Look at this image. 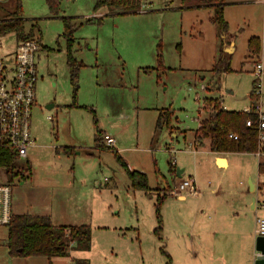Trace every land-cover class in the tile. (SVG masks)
I'll return each instance as SVG.
<instances>
[{"label": "rangeland", "instance_id": "rangeland-1", "mask_svg": "<svg viewBox=\"0 0 264 264\" xmlns=\"http://www.w3.org/2000/svg\"><path fill=\"white\" fill-rule=\"evenodd\" d=\"M20 1L25 32H32L43 47L35 61L34 147L10 170L0 169V183L12 185L14 210L51 212L61 222L89 225L90 249L69 255L88 264H166L163 249L169 252L170 231L154 233L149 204L144 196H132L136 191L113 150L91 149L96 132L100 130L101 144V131L115 136L119 155L145 170L154 186L160 175H167L173 158L179 159L181 149L193 142L206 98L222 97L230 110L249 107L257 76L253 68L262 58L250 57L248 41L255 35L264 42V5L226 0L228 33L236 45L233 70L208 90L202 88L200 69L229 56L224 50L219 56L222 37L209 22V8L192 10L182 0H141L144 12L94 9L97 0H60L53 8L47 0ZM15 5L16 0H0V20ZM98 13L101 18L93 17ZM64 19L71 26L70 44ZM12 35L0 37V44L13 45ZM68 50L77 65L74 79ZM261 83L264 87V74ZM166 109L174 113L170 125L155 133L156 117ZM63 146L78 147L80 153L66 154ZM6 237L7 229L0 228V264L66 262V257L11 256Z\"/></svg>", "mask_w": 264, "mask_h": 264}, {"label": "crops", "instance_id": "crops-1", "mask_svg": "<svg viewBox=\"0 0 264 264\" xmlns=\"http://www.w3.org/2000/svg\"><path fill=\"white\" fill-rule=\"evenodd\" d=\"M187 7L196 11L204 9V7ZM211 15L208 17L210 23H212ZM225 18L230 23L226 14ZM195 26L194 23L193 28ZM214 28L222 37L220 47L223 48H220L219 56L224 50L231 57L236 46L235 43H232L233 38L228 32H221L217 26ZM199 33L201 35L202 30ZM192 36L196 38V36ZM262 43L261 62L264 61L263 39ZM226 57L228 56L224 58ZM256 64L253 72L256 71ZM216 65L217 62H211L208 68L200 69L201 79L207 81L206 84L204 81L202 84L205 89L216 88L222 80L224 73L216 75L212 72ZM212 98L222 99V97ZM222 103L224 106L223 99ZM52 107L53 105L48 106V108ZM224 107L230 110L229 107ZM249 109L250 105L244 111ZM119 116L125 117L122 113ZM173 130H171L172 134ZM101 133L115 137L110 132L101 131ZM173 137L177 138L178 135L173 134ZM114 141L112 148L118 152V150L120 151V148L116 146L118 141L115 138ZM102 144L109 147L103 140ZM33 147L34 145L31 148ZM105 147L96 149L94 145L91 149L101 152L106 149ZM64 148L77 150L76 153H80L78 147L63 146L61 147L62 151ZM168 149L173 151L170 147ZM181 150L183 151H181L179 159L173 158L167 175H160V181L157 180L154 186L150 185L146 175L148 190L133 189L129 182L132 191L144 192V195L132 192V196L134 198L136 196L145 197L144 200L149 204V210L152 212L154 233L161 236L163 232L168 234L170 231L171 233L167 243L169 252L163 249L168 258L166 264H255L259 255V251L256 249L257 220L264 218V173L260 169L261 164L264 163V156H259L252 151L214 152L208 147V141L199 142L196 141V137L193 142L189 143L187 149ZM127 166L131 170L145 173V170L139 169L134 164L128 163ZM189 176L196 178L199 195L174 196L172 192L177 183ZM129 190L128 188V195ZM158 199L161 202L157 210ZM138 208L136 213H138ZM12 211L13 214H28L14 210L13 194ZM34 215L49 217L53 226L87 225L83 222H70L72 224L61 222L57 216L55 219L51 212H38ZM65 218L69 220L67 215ZM161 240L163 241L162 237ZM72 258L74 257L68 256L65 258L66 262H52L51 264H69Z\"/></svg>", "mask_w": 264, "mask_h": 264}, {"label": "trees", "instance_id": "trees-1", "mask_svg": "<svg viewBox=\"0 0 264 264\" xmlns=\"http://www.w3.org/2000/svg\"><path fill=\"white\" fill-rule=\"evenodd\" d=\"M47 0L51 8L56 6V1ZM226 0H182L187 6L196 8L207 7L212 9L210 20L221 32H228L229 23L225 18ZM141 5V0H97L94 9L99 7L106 8H125L134 11ZM129 11V12H131ZM21 1L16 0L15 11L9 17L0 20V36L15 32L18 39L33 38L32 32L26 33L24 20L21 15ZM65 32L69 44L71 43V26L68 20L64 19ZM263 48L260 36H252L248 41V50L252 59H259ZM70 50H68V65L71 68V77L77 75V65L74 64ZM260 62V61H258ZM256 62V63H258ZM231 57L222 58L214 67L212 72L216 75L231 72ZM258 79L252 84L250 92V109L248 111L227 110L224 108L221 98H206L204 106L200 110V126L196 130V141H208V147L214 152H255L259 146L258 114L256 103L258 96ZM170 109L161 111L155 123L154 132L157 133L163 126L170 124L173 116ZM252 120L253 125L247 126V121ZM236 133L239 137L234 140L229 137L230 133ZM95 148L105 147L100 142V130L95 136ZM113 150L116 161L125 171L133 189L148 190L147 176L143 172L131 170L124 159L112 147H105ZM63 152L71 154L73 149L64 148ZM8 170L12 167L10 162L6 165ZM264 173V164L260 166ZM161 200L157 201V210ZM6 247L11 256H43L48 259L52 257H68L70 251H88L91 246L90 227L88 225L53 226L49 217L31 214H13L7 226ZM69 264H88L83 258H72Z\"/></svg>", "mask_w": 264, "mask_h": 264}, {"label": "built area", "instance_id": "built-area-1", "mask_svg": "<svg viewBox=\"0 0 264 264\" xmlns=\"http://www.w3.org/2000/svg\"><path fill=\"white\" fill-rule=\"evenodd\" d=\"M256 1L264 5V0ZM143 6L141 3L135 12H144ZM94 16L98 17L99 13ZM10 33L7 34L13 33L14 44L11 45L8 42L0 44V169L7 170L6 165L9 162L13 166L16 161L25 159L29 149L34 145L30 132L31 110L36 103L35 86L38 81L36 54L41 49L38 38L18 39L15 32ZM7 34L0 37L9 36ZM256 73L258 101L255 108L259 118L257 122L259 146L255 153L264 156V87L261 83L264 62L260 61L256 64ZM202 88L205 86L203 85ZM253 124L252 120L247 121V126L251 127ZM229 137L234 140L239 139L233 132L229 134ZM102 140L109 147H112L115 142L114 138L108 134L103 135ZM172 194L174 196L199 195L196 178L189 176L181 179ZM12 217V185L10 182H1L0 228H7ZM256 234L264 237V218H258Z\"/></svg>", "mask_w": 264, "mask_h": 264}, {"label": "water", "instance_id": "water-1", "mask_svg": "<svg viewBox=\"0 0 264 264\" xmlns=\"http://www.w3.org/2000/svg\"><path fill=\"white\" fill-rule=\"evenodd\" d=\"M256 249L259 251V255L255 264H264V237L258 236L256 240Z\"/></svg>", "mask_w": 264, "mask_h": 264}]
</instances>
